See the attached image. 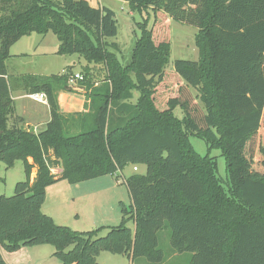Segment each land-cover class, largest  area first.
<instances>
[{"label":"trees","instance_id":"obj_1","mask_svg":"<svg viewBox=\"0 0 264 264\" xmlns=\"http://www.w3.org/2000/svg\"><path fill=\"white\" fill-rule=\"evenodd\" d=\"M125 1L132 12L152 10L198 30L199 60L175 62L173 72L185 85L163 107L156 91L171 44L156 40L155 24L150 30L139 24L132 62L123 66L111 52L118 50L109 42L118 35L111 9L86 0H0V161L8 169L22 161L26 172L14 196H0V264H7L2 251L43 245L55 248L61 264H99L102 253L165 264L159 248L165 229L171 254H190L187 264H264V174L254 177L240 158L264 127V0ZM50 33L60 43L57 55H79L105 68L103 81H92L90 68L79 81L89 102L85 112L66 115L59 107L57 92L74 91L71 69L9 75L11 48L26 36ZM14 88L47 95L46 130L25 129L19 117L10 125ZM179 107L183 119L174 114ZM193 136L205 141L206 156L194 149ZM215 150L226 161V182L211 156ZM260 152L264 166V147ZM131 165L147 173L123 177L130 204L121 203L120 225L79 232L43 212L47 188L59 181L79 184Z\"/></svg>","mask_w":264,"mask_h":264},{"label":"rangeland","instance_id":"obj_2","mask_svg":"<svg viewBox=\"0 0 264 264\" xmlns=\"http://www.w3.org/2000/svg\"><path fill=\"white\" fill-rule=\"evenodd\" d=\"M62 1V0H57ZM90 2V4L98 8L99 4L103 7H107L111 9L115 15L116 20L118 22V35L113 39H109L110 43H115L118 45V50L114 52L123 66H128L132 62L134 49L137 41L141 38V29L139 28V24L147 23L148 29H152L155 25V36L156 40L161 42H169L171 44V56L170 61L167 65V71L165 73V78L163 83L158 87L156 91V102L158 106L163 107L168 99L174 97L179 94L180 87L184 84V82L173 72L175 67V62L178 60L183 61H193L197 62L199 60V50L196 45V36L198 30L195 27L181 24L179 22L172 21L168 16L163 13L154 14L152 10L140 12H132L129 6V3L125 0H86ZM155 24V25H154ZM31 38L27 37L22 38L19 42H17L12 47V52H28L31 50L32 43H30ZM47 40V49L50 52L57 50L60 43L57 37L50 33ZM53 54V53H52ZM66 59L70 62L68 64L65 63ZM46 64L49 65L46 67ZM9 70L12 77L16 76V74H25L30 70H44L46 69L47 74L51 75H63V71L67 69H71L74 74H80L81 76L85 75V71L87 66L91 67L94 64H88L82 57L79 55L62 57L59 55H49L45 58L33 57L31 55L26 56H14L10 57L8 61ZM91 70V71H90ZM89 71L91 72L90 77L92 81L101 82L105 78V68L102 65H95L94 68H91ZM45 71V70H44ZM22 72V73H19ZM42 73V72H41ZM71 85V84H70ZM185 85V84H184ZM72 87H79V83L72 85ZM191 93L196 99L199 109H203V105L200 102L198 92L191 88ZM139 97V93L134 91V100L137 101ZM174 114L177 118L183 119L184 112L179 107L174 111ZM11 125V123H10ZM191 144L198 154L201 156H206L208 154V147L202 139L197 137L190 138ZM264 147V127L261 130L260 136H257L255 140L249 142L247 148L243 149L240 152V158L244 162V170H249V173L253 174L254 177H261L264 174V166H263V156L260 152V149ZM211 156L217 159L218 164V175L221 177L223 182H226L228 179L227 170H226V161L222 157L221 152L219 150H215L211 152ZM133 166H128L122 173L118 174V181L120 187L117 190L119 196L123 198L122 203L129 205L130 197L128 193L127 186L124 184V178H128L133 174L137 175H146L147 168L145 166H139L138 171L133 170ZM37 169L35 168L32 171L31 180H34L36 177ZM62 173L61 168L54 169L53 174L55 176H59ZM117 178H113L116 180ZM26 181V172L25 167L22 161H18L15 166L11 169H8L6 165L0 161V196L12 197L15 195V187L19 182ZM102 182H97L92 184L94 187H99ZM88 186L92 188L93 186ZM116 194V193H115ZM76 205V206H75ZM79 206L77 202L74 204L67 206H63L61 212L65 215L70 214L71 217L77 213L74 211ZM116 207V208H115ZM119 207V208H118ZM74 209V210H72ZM72 210V211H71ZM117 213L115 214V211ZM110 211H113L111 214H114L116 221L114 223H110V221H106L110 226H118L121 221H117L119 217L122 218L121 214V203L117 206H110ZM43 212L50 216L49 210H43ZM73 212V213H71ZM88 218H82V221H86L83 228V232L96 230L98 228L103 227V224L100 225H92L95 224L93 219L91 218V213L87 214ZM51 217V216H50ZM76 218V217H75ZM73 218V219H75ZM122 220V219H121ZM70 222V221H68ZM100 221L97 220L98 224ZM70 224V223H69ZM63 226V225H61ZM67 226V225H66ZM129 228L133 231L135 230L134 223L130 222L128 224ZM70 227V226H67ZM72 228V227H70ZM73 229V228H72ZM107 231L102 233V236H105ZM160 244L159 248L163 250L166 254L167 261L165 264H187L190 259V254H183L180 256L171 254V245H170V230L165 229L164 231L159 233ZM44 246V245H43ZM41 247V246H36ZM34 247V248H36ZM44 254L42 255L43 264H53L61 262L54 257L52 254L55 252V248L53 246H44ZM99 264H149L145 258H138L135 261L129 260L125 256L121 255H113L110 253H102L98 258Z\"/></svg>","mask_w":264,"mask_h":264},{"label":"crops","instance_id":"obj_3","mask_svg":"<svg viewBox=\"0 0 264 264\" xmlns=\"http://www.w3.org/2000/svg\"><path fill=\"white\" fill-rule=\"evenodd\" d=\"M101 5L99 4V6L102 8ZM48 36L49 34L46 36H42L39 34H32L30 36H27L31 38L30 43L33 42L32 43L33 48H31V50L28 52H12V48H11L10 50L11 57L31 55L33 57L45 58L46 56L49 55H53V54L56 55L59 47L57 48V50H54L53 52L46 50L48 44L47 40H51L48 39ZM9 59L7 60L6 64L9 75H12L10 73L9 65H8ZM70 62L72 63L74 61H68L67 59L65 61L66 64ZM48 66L49 65L46 64V67ZM94 67L95 65L91 67L87 66V68L90 69ZM44 70H37V69L30 70L25 74L51 76V74H47L48 72H46V69ZM63 72L65 73L66 70H64ZM16 75H21V74H16ZM85 94L86 92L81 93L76 91L73 92L58 91L57 96H58V103L61 112L66 115H73V114L85 112L86 111L85 105L89 103L87 101ZM11 95L14 104V116L13 118L10 119L11 125L14 123V119L19 117L23 120L22 125L25 129H29L34 133H40L46 130L48 124L51 121L50 107L48 103L43 104L32 101L30 98L27 97L29 95V92L23 91L21 89L18 90L14 88ZM29 161L32 162V160ZM117 176L118 174L115 176L112 175L105 176L74 185L68 183L67 181H59L58 183L47 188L46 200L43 205V210L50 211V216L55 221L56 224L63 226L66 225L70 226L73 228V230L79 232H83V228L85 225L83 223L86 222V221H82L83 220L82 218H88V216L86 215L90 213H91V218L95 222V224L92 225L103 224V227H114L106 224L108 223L106 221H110V223H114V221H116L114 214L113 215L111 214L113 211H110V206H112V204L117 206L123 201V198L119 196V193L117 192L121 184H119L118 179L116 180L113 179V178H117ZM97 182H102V184H100L99 187H94L92 184ZM91 185L93 186L92 188L88 187ZM75 202L79 204V206H77L78 209L74 211V213H77L75 216L73 214L71 217L70 214L65 215L63 212H61V209L63 208L64 205L68 207L69 205L74 204ZM114 211L116 214L117 210ZM121 219L122 218L119 217L117 221H121ZM97 220L100 221L98 224H96ZM44 246H48V245H44ZM44 246L36 247V248L25 247L15 253H8L6 251H2V256L7 264H43L42 255L44 254V251L47 250L44 249L45 248ZM53 264H59V263H53Z\"/></svg>","mask_w":264,"mask_h":264},{"label":"built area","instance_id":"obj_4","mask_svg":"<svg viewBox=\"0 0 264 264\" xmlns=\"http://www.w3.org/2000/svg\"><path fill=\"white\" fill-rule=\"evenodd\" d=\"M82 80H83V76H81L80 74L73 75L69 81V85L71 84L72 86L76 84L77 82L79 83V81H82ZM27 97L37 103H43V104L48 103V98L45 93H29ZM134 170L138 171L137 168H134Z\"/></svg>","mask_w":264,"mask_h":264},{"label":"water","instance_id":"obj_5","mask_svg":"<svg viewBox=\"0 0 264 264\" xmlns=\"http://www.w3.org/2000/svg\"><path fill=\"white\" fill-rule=\"evenodd\" d=\"M72 87V86H71ZM73 88V90L74 91H76V92H81V93H84L85 92V90L84 89H82V88H79V87H72Z\"/></svg>","mask_w":264,"mask_h":264}]
</instances>
